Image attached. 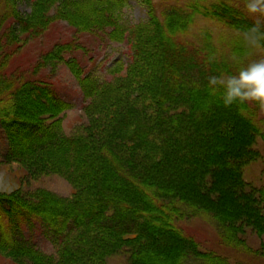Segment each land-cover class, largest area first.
I'll use <instances>...</instances> for the list:
<instances>
[{
    "label": "rangeland",
    "instance_id": "rangeland-1",
    "mask_svg": "<svg viewBox=\"0 0 264 264\" xmlns=\"http://www.w3.org/2000/svg\"><path fill=\"white\" fill-rule=\"evenodd\" d=\"M37 1L0 0V118L12 115L10 109L14 115L26 119L44 118L45 112L40 111H46L45 101L25 96L22 99L26 102L22 99L20 102L18 92L32 80H46L56 96L71 107L59 119H50L51 122H56V126L58 123L66 135L84 136L91 144L88 150L96 165L81 176L84 181L73 185L66 177L71 178L69 169L59 163L63 162V156L58 153L44 155L43 149L37 150L36 157L48 163L45 167L29 161L32 154L15 151L14 161L5 159L10 127L0 119V196L19 198L37 207L42 204L48 211L47 206L63 205L65 199L82 192L94 204L98 201L96 205L104 213L99 212L110 220L104 189L116 184L121 189V184L131 182L133 177L144 183L147 194L144 192L139 197L130 189H122L112 197L127 208L126 212H120L122 216L134 213L143 220L140 231L116 236L99 227L97 236L111 244L95 249L91 245L93 240L85 239L86 249L71 264H86L81 256L88 253L92 256L87 264H98L101 258L106 259L105 264H264V227L246 229L238 223L243 215L242 203L229 189V182L238 174L221 160L220 148H224V154L242 157L237 165L233 164L239 169L241 181L259 192L254 197L262 196L261 192L264 195V109L255 104L241 106L238 114L241 123L245 124L247 133L251 130L253 134L246 133L248 137L238 128L233 139L227 138L218 121H207V126L198 124L206 116L212 120L216 112L220 119L227 115L226 108L219 112L216 106L219 100L215 102L208 95L204 78L218 73L220 67L234 71L233 56L244 61L255 58L243 47L238 31L225 27L209 14L217 1H223L234 13L252 20L244 13V0H153L157 8L152 13L154 24L145 34L149 53L145 65L117 74L114 81L120 86L111 102H104L91 112L84 111L85 99L78 82L63 57L60 55V60L57 57L58 52L62 54V45L76 40L82 47L77 53L86 73L103 82L112 80L110 70L114 67H128L133 59L132 50L127 42H109L102 35L77 34V17L72 12L66 17L56 4L65 0H53L54 4L51 1L44 11L35 6ZM170 6L194 12L181 19L169 13ZM13 10L27 20V25L19 24V16ZM121 16L124 26L148 21L147 8L137 1L130 2ZM184 95L196 107L187 108L190 116L186 114L188 117L181 120L164 117L161 104L167 102V109L171 102L179 103L175 106L181 109ZM204 105H208V111L198 110ZM27 112L31 114L25 115ZM85 151L81 150L79 158ZM228 154L224 157L228 158ZM97 162L103 168H98ZM58 165L66 176L47 169ZM212 165H220L219 170L212 171ZM155 185L162 187L164 197L152 193ZM245 195L251 198L250 194ZM180 200H186L188 206L181 205ZM172 203H179L182 213L175 212L177 218L165 217L180 232L169 237L152 236L148 231L154 227L149 220L154 219L155 213L166 207L171 213L173 209L180 211L176 206L171 208ZM196 207L199 210L194 211L192 208ZM144 223H148L147 231L143 230ZM25 231L48 258L49 262H45L60 264L58 246L42 234L39 225L31 233ZM75 240L71 246L77 245L79 240ZM0 264L35 263L20 255L0 252Z\"/></svg>",
    "mask_w": 264,
    "mask_h": 264
},
{
    "label": "trees",
    "instance_id": "trees-1",
    "mask_svg": "<svg viewBox=\"0 0 264 264\" xmlns=\"http://www.w3.org/2000/svg\"><path fill=\"white\" fill-rule=\"evenodd\" d=\"M51 1L53 0H38L35 6L40 8L41 11H44V7L47 4L50 5ZM132 1L140 2L147 8L148 21L146 23L134 24L132 26H124L121 15L124 9L128 7ZM54 3L55 1H53V4ZM56 4L60 6L58 9L62 10L61 12L66 15V17L69 12H72L75 17H77L78 21L75 20L77 23H79L76 30L77 34L83 33L98 36L102 35L103 38L109 42H127L132 50L133 59L128 67L125 68L124 65H118L111 69L110 74L112 75V80L106 82L92 78L86 73L87 71L85 70L82 63H80L81 61L79 60L77 53V51H79L82 47L80 44L75 42L76 40L62 45V48L60 49L62 54L59 52L57 53L59 60L61 59L60 55L63 57L65 64L68 66L78 82L80 90L85 99V104L83 106L84 111H94L98 109L100 105L102 106V103L105 102L108 104L111 102L113 94L116 93L117 87L120 86L117 81H114V77L117 74L121 73L125 69H140L143 64L145 65V59L147 55H149L146 48L147 39H145V34L148 32L147 29L150 27V25L154 24V21L152 20V13L154 12L153 8L157 7L153 5V0H65L64 3L62 2V4L60 1L56 2ZM215 4V8L209 10V14L212 19L221 23L225 27H228L234 31H238L239 29L245 28L252 22V20L244 18L241 14L234 13L233 11L235 10L223 1H217ZM74 7H77V10L71 9ZM168 11L173 16H181V19H183L184 16L188 17L189 14H193L194 12L193 10L189 12L179 11L177 8H175V6H170ZM14 12L16 13V10ZM26 21L27 20L22 16H19L18 22L21 26L27 25ZM69 22L73 23V20H69ZM150 28H152V26ZM226 70L227 69H225V71ZM221 71H224V69L220 67L218 72ZM204 80V83L207 84V77L204 78ZM194 88L199 89V87ZM21 91L18 92L20 95V102L22 97L25 96L26 98L27 96L28 98L32 96L35 99L45 101L47 104L46 111L43 109H41V111L39 110L40 112H45V117L35 120L26 119L27 117L14 115L13 111L10 109L12 115L10 114L8 117L2 116L0 118L5 125L10 127L8 129L10 130V133L8 134V152L6 153L5 159H11L14 161L15 159H12V157H14L15 151L19 154L22 152L29 155L32 154L28 160L45 167V165L48 163L45 162L44 159L36 157L37 154L35 153L40 151V149H43V152L45 153L41 154L44 155L47 153H58L63 156V162L59 163L65 165V168L67 167L69 169V173L71 174L69 177L71 178L69 179L68 175L66 176L65 173H63V167L60 165L51 169L47 167V169L57 173L60 172L61 174H64L73 185H79L81 181H84L82 180L83 178L81 179V176L84 175V173L86 174L89 171L88 169L92 168L93 165H96L93 162L91 152L88 150V147H90L91 144H88V140L84 136H71L64 134V131L59 126V124L57 123L56 126V122L52 123L50 120L53 118L59 119L61 114H65V112L71 109L70 105L56 96L54 91H52V87L49 86L46 80H32L31 82L25 84V88H23L22 92ZM167 93L169 92H166V94ZM186 95H188V93ZM186 95L183 96V107H181V109L176 107L179 103L171 102L170 108L167 109V102L164 106L161 104L162 115L167 117V119L177 117L181 120L183 117H188L187 115H189L190 111H188L189 113L187 114V108L191 107L195 109L196 107L190 103L191 100H189L188 96ZM212 98L214 100L218 99L217 97ZM22 100H25L24 102H26V99ZM208 105L211 107L209 103ZM208 105H204L203 108L199 107L198 110L208 111ZM216 106L219 107V112L221 109L223 110L225 108L220 102L216 104ZM227 109L228 108L225 110L227 115L224 119H220L216 112L213 114L212 120H208L206 116L205 119L198 121V124L207 126V121L221 122L220 126L227 132V138L233 139L234 134H237L238 128L244 130L246 134L247 128H245V124L241 123L240 116L238 115L240 114L239 110H241V106H233L228 110ZM28 114H31V112H27L25 115L28 116ZM247 120L249 119L247 118ZM46 122H48L49 125ZM247 134H250V136L253 135L251 130ZM247 134L246 137H248ZM220 148L221 151H223L221 160L225 161L226 166H228L230 169H235L233 172L238 174L234 181L229 182V189L231 190V193L234 192V196H238L240 202L242 203L241 209H243V215L238 223H242L246 229H260L261 227H264L263 193L261 192V198L254 197V195L257 196V193L259 192H256L254 188L247 186L243 183V181H241L242 178L239 173V169H237L234 165H237L242 157L235 153H227L230 156L225 158L224 156L227 154H224V148ZM81 150L86 151L81 155L82 158H79ZM47 156L52 157L51 155ZM89 158H91V161ZM17 160L19 161V157ZM77 162L79 163L78 165ZM97 165L98 168H103L98 162ZM117 165L118 164H115V168ZM219 166L220 165H212V171H215L216 169L219 170ZM119 170L120 168L117 167V173H120ZM130 181L131 182L127 181V183H122L121 187L123 188L121 189H119L120 186L117 184L115 186H106L104 189V194L106 195V201L104 204H106V206L109 208L108 214L111 216H108V219L110 220H106L107 217H103V215L99 212V210H102V208H99L98 205H96L98 204V201L96 204H94L92 201H89L82 192L73 198L65 199L67 203L65 202L63 205L59 204L58 206H47L46 209H48V211L44 209V205L42 204H39L37 207L32 204L29 205L19 198L0 196V252L11 256L20 255L32 260L35 264H44L49 262L48 258L41 253L34 243H32L29 234H27L25 231L28 230V233H31L35 227L39 225L42 230V234L49 236V238H51L56 243V246H58L57 253L60 264H71L76 258H79L80 252H84L86 249L87 241L85 239L89 238V240H93L91 245L95 249L101 248L105 244H111L107 243L104 237L97 236L99 230H101L99 227L103 230L109 231L110 233L113 232L112 234H115L116 236H120L119 234L132 232L133 230L140 231V222H143V220H140L141 218H139L138 215L134 213L133 215L125 214V216H122L120 212H126L127 208L124 205L119 204L112 197L113 194L118 195V192L124 191L122 189H130L128 191H132V193L136 194V196L142 197L143 195L141 194H144V192L147 190L145 185H143L144 183L140 180H137L136 178L134 179L133 177ZM236 191L241 192L236 193ZM145 193L147 194V192ZM152 193L156 197H164L165 195L162 187L160 188L157 185L153 187ZM245 194H250L251 198L247 199ZM180 202L181 205L186 207L188 206V202H186V200H180ZM177 204L179 203H172L171 208L176 206L177 210H180V204ZM159 208L161 207L159 206ZM192 209L194 211L199 210L197 207L196 209ZM168 210L169 209L166 207L162 209L161 213L157 212L154 214V216L166 220V217L169 218L170 216V218H177V213H182L181 210L176 211L173 209V213ZM175 212H177V215L174 214ZM183 212L187 213L186 209H184ZM102 213H104L103 210ZM215 216L217 218H214L218 220L221 219L220 215L216 214ZM155 217L154 219L152 218L153 221L149 220L150 222H153L152 225L154 227L153 230L148 231L152 234V236L169 237L173 236L175 232H180L179 229L173 228V226L169 223L170 221L168 222L166 220L168 223H165L166 221L159 219H156L155 221ZM104 222H106V225L103 224ZM112 222L118 224L120 223V225L117 227L116 224ZM147 224L148 223H146L143 227V230L145 231H147L145 228L148 226ZM92 227H94V229H92ZM94 230L96 235H93ZM77 234L78 236L76 240H79L77 242L78 246L76 244L71 246V244L74 243ZM79 237H83L84 239L80 242ZM108 247L109 246H106L105 248L107 249ZM91 256L92 255L88 253L81 257H83L82 259L85 260L87 264V261L89 258H91ZM102 259L103 258L100 259L98 264H105L106 259Z\"/></svg>",
    "mask_w": 264,
    "mask_h": 264
},
{
    "label": "clouds",
    "instance_id": "clouds-1",
    "mask_svg": "<svg viewBox=\"0 0 264 264\" xmlns=\"http://www.w3.org/2000/svg\"><path fill=\"white\" fill-rule=\"evenodd\" d=\"M244 13L252 19L238 34L243 47L255 58L233 56L235 70L210 74L206 91L225 108L255 104L264 109V0H244Z\"/></svg>",
    "mask_w": 264,
    "mask_h": 264
}]
</instances>
